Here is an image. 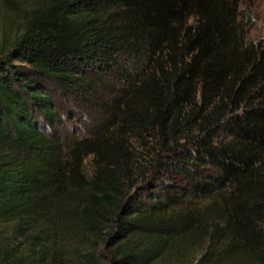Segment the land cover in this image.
<instances>
[{"label":"trees","instance_id":"1","mask_svg":"<svg viewBox=\"0 0 264 264\" xmlns=\"http://www.w3.org/2000/svg\"><path fill=\"white\" fill-rule=\"evenodd\" d=\"M240 5L0 0V264H264Z\"/></svg>","mask_w":264,"mask_h":264},{"label":"rangeland","instance_id":"2","mask_svg":"<svg viewBox=\"0 0 264 264\" xmlns=\"http://www.w3.org/2000/svg\"><path fill=\"white\" fill-rule=\"evenodd\" d=\"M242 12H249L254 23L249 37L256 41L264 38V0H240Z\"/></svg>","mask_w":264,"mask_h":264}]
</instances>
